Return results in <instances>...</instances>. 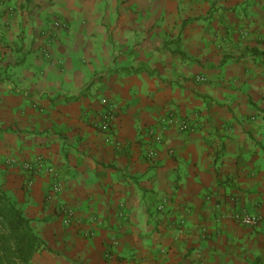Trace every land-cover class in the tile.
Segmentation results:
<instances>
[{"label": "crops", "instance_id": "1", "mask_svg": "<svg viewBox=\"0 0 264 264\" xmlns=\"http://www.w3.org/2000/svg\"><path fill=\"white\" fill-rule=\"evenodd\" d=\"M0 189L31 264H264V0H0Z\"/></svg>", "mask_w": 264, "mask_h": 264}, {"label": "trees", "instance_id": "2", "mask_svg": "<svg viewBox=\"0 0 264 264\" xmlns=\"http://www.w3.org/2000/svg\"><path fill=\"white\" fill-rule=\"evenodd\" d=\"M43 247V240L0 189V264H31Z\"/></svg>", "mask_w": 264, "mask_h": 264}, {"label": "built area", "instance_id": "3", "mask_svg": "<svg viewBox=\"0 0 264 264\" xmlns=\"http://www.w3.org/2000/svg\"><path fill=\"white\" fill-rule=\"evenodd\" d=\"M54 27L55 28H61L64 27V25H62L59 22H55L54 23ZM203 79H199V81H202ZM103 106H106L107 103L105 100H103L102 102ZM114 119V112L111 109H106L103 113V121L101 123V126L103 128L108 127L109 123H111V121ZM160 123L163 125L164 128L166 127H176L179 131L181 132H188V131H192L193 130V124L189 123L188 120L186 119H177L173 116H167V117H163L160 119ZM155 157V153L153 150L149 151L147 153V158L149 160L154 159ZM41 163H36L34 165L31 164H27L24 166V169L27 173L36 175L38 173V171L41 168ZM61 187L59 185H55L52 187L51 191L53 193H58L60 192ZM70 213V211H68V214ZM235 221L239 224L242 225H249V226H255L258 222H259V217L257 216H248L246 214H241V215H237L235 216Z\"/></svg>", "mask_w": 264, "mask_h": 264}]
</instances>
